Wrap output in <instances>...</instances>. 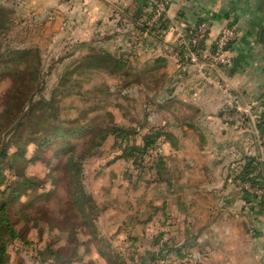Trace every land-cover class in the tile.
<instances>
[{
	"label": "rangeland",
	"instance_id": "1",
	"mask_svg": "<svg viewBox=\"0 0 264 264\" xmlns=\"http://www.w3.org/2000/svg\"><path fill=\"white\" fill-rule=\"evenodd\" d=\"M16 16L19 20L18 23L16 21L13 28L3 38L9 40L16 47L40 48L45 66V80L47 82L45 93L50 92L61 81L59 80L61 73L66 69L65 61L69 62L68 65H70L76 59L89 52L88 48L78 47L80 44H86V47H94L100 51H109L117 54L119 58L123 54L134 66L130 70L131 78L127 79L115 77L107 72L99 75L94 73L93 70H87L82 74L75 72L67 80L66 93L58 95V100L60 101L58 104L62 110V115L64 113L66 116L68 112L65 118L66 120L69 118L68 122L77 117L80 109H85L91 110L90 115L97 116L101 124L116 122L132 128H140V125L144 124V128L140 129L141 134L148 132L152 126L164 124L165 117L161 106L165 103L164 99L167 94H162L158 91L165 86V82L169 79V76L165 74L167 70L164 67L155 73L154 77L156 78L154 81L149 82V86L138 83L129 88H123L139 72L148 76L150 74L149 66L147 65L149 63L144 60L146 52L141 50L143 44L132 51L133 46L130 45L129 40L127 41L128 32L125 31L120 36L121 40L119 42L121 45H119L118 40L113 36L114 33H110L111 30L98 33L100 29L95 22L91 26H87V28H81L80 24H76V27L71 26V28L64 30L57 29L54 26H51L50 29L47 27L39 29L25 26L29 21L22 20L23 15L16 14ZM84 30L88 32L83 34ZM73 67L71 65L69 69L72 70ZM195 69L193 68L191 72H197V69ZM146 75H142L145 81L149 80L145 77ZM176 83H178L177 87L183 91V81L179 80ZM9 86H11L10 81L7 79L0 82V102ZM190 86L194 88L196 83L191 81ZM97 103H99V109ZM94 105L96 106L94 107ZM173 117H169L168 120ZM258 119V117H255L251 123L252 128L250 130L254 134L259 133ZM238 126L244 128L242 122ZM188 131L184 135V140L181 139L180 141V149L174 146L176 143L175 141L172 142L173 139L160 137L152 150L154 155L145 157V168L134 164L132 161L116 159L119 153L112 149L114 140L111 139L104 148H101V152L97 157L92 158L85 164L86 181L94 192L95 203L99 204L97 210L89 211L90 215H88L87 219L80 216L73 202L70 203L72 186H69V188L61 187L60 184L62 183H58V186L52 187V197L42 198L41 200L35 198V196H40V189H37L35 194L29 193L25 196L23 194L19 198L17 205L13 207V214L14 216L17 215L22 200H30V206L24 208H31L32 214L26 219H20L17 225L25 235V238L29 242L38 243L39 247L36 248L33 244L31 246L25 243L16 244L18 248L16 249L15 247V252L12 256L13 263L17 264L23 261L24 264H62V262L57 263L54 260H50L48 256L50 252H47V255L39 252V250L45 251L50 244L54 250H57L56 255L59 254L58 258L61 259L71 256L75 249H79L78 252L81 255H78L81 256V259H73L70 264H107L106 258L101 254L104 244L98 245L97 242L93 241L90 232L91 227H102L105 236L122 245L126 253L127 246L131 242L128 235L131 234V236L138 237L139 240L136 241L132 248L135 251L140 246L138 247V253L134 254L138 261H141L145 256H149L146 251L159 250L157 249L159 245L156 241H159L162 232H165L162 240L171 239V242H174L173 248L181 247L188 240L192 241V235L197 230L206 226L209 221H213L215 217L221 216L226 211H221L216 200H213L214 194L216 198L218 197L217 189L222 185L213 183L214 179L220 180L219 176H216L217 178L214 177L216 171L220 172V168H214L213 175L210 178L211 183L201 184L204 181V176H207L201 169L203 159L192 154H182L184 148L191 150L197 147L196 144H191L195 133L191 130ZM92 134L82 133L73 138L72 142L74 144L82 143L81 145H83ZM162 138L161 144L159 141ZM69 139H72V136ZM68 140L62 139L57 142L67 144ZM185 141L189 145L185 146ZM237 143H240V141L237 140ZM236 145H234L235 149ZM59 147L61 148L62 145H58L56 142L44 146H41L37 141L30 143L26 155L30 159L34 156L38 157L35 161L29 163L26 171L37 175L42 179L43 184H52L49 173H54L55 176L62 175L63 161L65 162L69 155V152L68 155L63 154L61 149L56 151V148ZM33 149L35 151H31ZM82 150L80 151L78 148L75 157ZM172 153H178L181 157H184L185 161L191 163L195 159L199 166L192 165L188 173H186V177L184 170L180 174L172 172L174 167L169 160L172 170L168 173L166 172L167 169H160V167L156 168L155 166L151 169L148 166L149 163L157 165L158 157H155L157 154L167 156ZM247 155L254 157L258 154L255 149L251 148ZM245 162L246 160L244 159L242 163L245 164ZM17 168L5 169V177L10 180L15 178ZM196 170L199 172H195ZM239 170H241V165L236 167L233 165L232 175H234L235 179ZM214 188H217L215 193L213 192ZM194 199L197 200L195 204ZM174 202L178 204V207H186L187 205L189 212L186 214L182 210L175 212L174 208L176 206H173ZM35 203L40 204L38 210H41L36 213L35 208H33ZM163 206L166 208L165 213L159 211L158 217L150 224L142 225L138 221L139 219L140 221L147 219ZM262 211L264 212L263 207L260 208L259 213ZM132 215L135 216L134 221ZM126 226H129L127 230H125ZM197 241L200 242L198 248L190 249L189 251L181 248L180 251L183 256L173 255L170 256V259L158 260L159 264H213L216 249H213V246H208L209 242H214L212 235H209V237L203 235ZM85 244L90 248L89 251H87ZM34 248L36 250H33ZM218 252L224 254L223 249ZM209 257H212L213 261H209ZM46 258H49L48 261H50L46 263L40 261Z\"/></svg>",
	"mask_w": 264,
	"mask_h": 264
},
{
	"label": "crops",
	"instance_id": "2",
	"mask_svg": "<svg viewBox=\"0 0 264 264\" xmlns=\"http://www.w3.org/2000/svg\"><path fill=\"white\" fill-rule=\"evenodd\" d=\"M154 2L0 0L1 5L14 12V25L19 21L16 14L23 15L22 20L29 21L25 26L39 29L54 26L64 30L76 27V24L87 28L95 22L100 29L98 33L111 30L119 45L120 36L128 32L127 41L133 46L132 51L143 44L141 50L146 52L144 60L149 63V73L156 75L164 67L167 70L165 74L169 76L161 90L162 94H167L161 106L165 117L161 126L170 134L172 142L175 141L177 149H180V141L184 140L188 130L196 134L191 144L197 147L191 150L184 148L182 154L203 159L201 169L207 176H204L201 184L211 183L214 168H220V172L214 174L220 180L214 179L213 183L222 185L213 189L214 193L216 189L218 193L217 198L213 195V200H216L221 211L226 212L192 235V249L200 246L198 238L212 235L214 242H209L208 246H213L216 252L214 261L212 257L208 260L213 264H264V212L259 213L262 207L260 195H264V190L261 189L263 195L255 193V197L249 198L232 175L233 165L242 167L243 160L251 157L247 155L251 148L258 154L254 157L264 163V133L259 130L254 134L250 130L252 120L258 117L259 121L264 114V41L261 39L264 0H169L162 29L151 33L152 17L148 14L153 13ZM204 19L212 24V36L204 45L207 54L212 51L213 38L225 26L236 27L239 31V37L231 44L229 51L232 64L209 70L217 80L227 84L236 98L234 103L225 97L218 86L205 82L197 72L192 73L194 66L181 63L180 50L184 49L183 42L189 38V30L196 28ZM142 25L150 28L141 30ZM87 32L84 30L83 34ZM179 80L183 81V91L177 87ZM191 81L196 83V87L190 86ZM169 117L173 118L168 120ZM241 122L244 128L238 126ZM183 158L178 153L164 155L152 168L160 167L167 169V173L171 172L169 160L173 163L172 172L180 174L184 170L186 177L190 167H198L199 163L195 159L191 163ZM173 206H176L175 212H189L187 205L178 207L174 202ZM222 249L224 254L218 252Z\"/></svg>",
	"mask_w": 264,
	"mask_h": 264
},
{
	"label": "trees",
	"instance_id": "3",
	"mask_svg": "<svg viewBox=\"0 0 264 264\" xmlns=\"http://www.w3.org/2000/svg\"><path fill=\"white\" fill-rule=\"evenodd\" d=\"M150 18L152 14H148ZM14 12L0 4V82L7 79L10 81L9 88L4 93L0 102V264H14L13 253L15 252L16 244L35 245L39 247L36 242H29L25 235L19 229L17 223L20 219H26L32 214L31 208L25 209L24 207L30 206V200H22L20 209L16 216L13 214V207L17 205L19 198L24 194H35L37 189H40V196H35L36 199L41 200L52 197L53 188L60 184L61 187L72 186L70 203L73 202L74 207L79 212L80 216L85 219L88 218L89 211H95L99 208V204L95 203L94 192L91 190L90 185L86 181L85 164L97 157L100 154L101 148L111 140H114L112 149H115L119 154L116 159H123L124 161H132L140 167L145 168L144 160L147 156H152V150L160 137L168 139L170 134L162 126H152L148 132L141 134L140 129L144 128V124L140 128H132L118 124L116 122L111 124H104L98 121L97 116L90 115L91 110L80 109L79 114L74 120H66L68 112L62 115V110L58 104V95L66 93L65 87L67 80L70 79L75 72L80 74L87 70H93L94 73L99 74L107 72L115 77L123 79L131 78L130 70L134 66L122 56L119 58L117 54L109 51L97 50L94 47H86V44H80L78 47L88 48V53L76 59L70 65L65 61L66 69L61 73V81L53 87L50 92L45 93L46 80L44 74V61L41 56L39 47H16L3 38L14 25ZM164 21V20H163ZM153 26L142 25L140 29H151L150 32L159 31L163 26L162 22ZM159 25V26H158ZM184 53V49L180 50V54ZM73 69L70 70V66ZM112 68L114 69L112 71ZM150 68V67H149ZM146 75L142 72L135 75V78L129 80L124 89L131 87L134 84L143 83L149 86V82L154 81L156 77L149 74L146 75L149 80H143ZM162 89L158 91L161 92ZM158 93V92H157ZM99 103H97V107ZM96 105H94L95 107ZM96 109V108H95ZM258 128L260 132L264 133V114L258 121ZM93 131V132H91ZM93 133L91 137L85 141V144H74L73 138L82 133ZM17 136V137H16ZM72 136V139L69 137ZM68 140L67 144L57 142L60 140ZM140 139V140H139ZM38 142L41 146L51 145L55 142L62 145L61 152L68 155L66 161H63L62 175H54L49 173V178L52 184H43L42 179L37 175L31 174L26 171L30 162L37 159L38 156L28 158L26 155L29 150V144ZM82 152L77 155V149ZM35 151V149L31 150ZM162 155L157 154L158 164ZM21 165V167H19ZM153 167L152 163L148 165ZM19 167V168H17ZM17 168L15 178L8 179L5 177V169ZM58 169V168H57ZM54 171V170H53ZM52 172V170H51ZM236 180L242 186V191L250 197H255V193H249L245 185L249 184L253 188L264 190V163L258 160L257 157H249L246 159L245 164L238 171ZM58 194V192H56ZM30 194V196H31ZM263 195V194H262ZM261 206L264 208V195L261 196ZM40 204L35 203V213ZM98 206V208H97ZM165 206L160 210L150 215L147 219L140 221L142 225H148L153 222L159 215V211L165 213ZM53 211V210H52ZM30 212V213H29ZM134 221L135 216L132 215ZM136 223V222H135ZM125 230L129 226H126ZM136 227V226H134ZM93 241L98 245L104 244L102 248V255L106 258L107 264H159L158 260L170 259V256L180 255L181 248L192 249V241L188 240L181 247H172L174 242L170 240H162L165 232H162L159 241L156 243L159 247L156 251H146L149 256H145L141 261L134 257L138 253V246L135 251L132 250L138 237L128 235L131 240L130 245L127 246V253L123 250L122 245L117 244L113 239L105 236L102 227L90 228ZM29 243V244H28ZM84 244V242H82ZM14 244V245H13ZM87 246V244H85ZM29 246V247H30ZM45 251L39 250L42 254H48L50 260L57 263L70 264L73 259H81V255L75 249L69 257L63 259L58 258L56 255L57 250L49 244ZM14 248V250H13ZM18 246L16 247V249ZM34 248L33 250H36ZM20 249V248H19ZM90 248L87 246V251ZM77 250V251H76ZM133 251V252H131ZM79 254V255H78ZM48 258V259H49ZM12 259V260H11ZM40 260L43 263L48 261ZM49 260V261H50ZM38 261V260H37ZM39 261V262H40ZM48 261V262H49ZM17 264H24L23 261Z\"/></svg>",
	"mask_w": 264,
	"mask_h": 264
},
{
	"label": "built area",
	"instance_id": "4",
	"mask_svg": "<svg viewBox=\"0 0 264 264\" xmlns=\"http://www.w3.org/2000/svg\"><path fill=\"white\" fill-rule=\"evenodd\" d=\"M169 0H155L153 6V13L150 25L153 26L165 19L168 11ZM212 24L210 20H202L196 28L190 29L188 32L189 38L183 42L184 53L181 57L182 65H191L197 69L199 76L209 84L218 86L225 97L236 102L235 96L227 87V84L217 80L209 70H215L220 67L230 66L233 62L232 56L229 54L231 44L239 37V31L236 27L225 26L213 38L212 51L207 54L204 45L208 42L212 35ZM163 138L161 139L162 144ZM154 155L153 153L151 154ZM148 157V156H147ZM151 157V156H150ZM246 189L256 194H262L261 189L253 188L249 184L245 185Z\"/></svg>",
	"mask_w": 264,
	"mask_h": 264
},
{
	"label": "water",
	"instance_id": "5",
	"mask_svg": "<svg viewBox=\"0 0 264 264\" xmlns=\"http://www.w3.org/2000/svg\"><path fill=\"white\" fill-rule=\"evenodd\" d=\"M261 39L264 41V29L262 30V33H261Z\"/></svg>",
	"mask_w": 264,
	"mask_h": 264
}]
</instances>
